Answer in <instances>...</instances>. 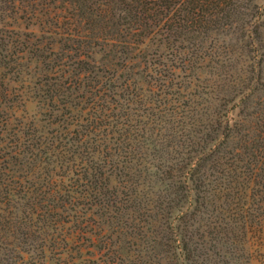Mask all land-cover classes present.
<instances>
[{
    "label": "trees",
    "instance_id": "1",
    "mask_svg": "<svg viewBox=\"0 0 264 264\" xmlns=\"http://www.w3.org/2000/svg\"><path fill=\"white\" fill-rule=\"evenodd\" d=\"M255 1L21 0L57 53H17L40 111L0 139V264H229L264 220Z\"/></svg>",
    "mask_w": 264,
    "mask_h": 264
},
{
    "label": "rangeland",
    "instance_id": "2",
    "mask_svg": "<svg viewBox=\"0 0 264 264\" xmlns=\"http://www.w3.org/2000/svg\"><path fill=\"white\" fill-rule=\"evenodd\" d=\"M257 5L264 7V0H256ZM24 7L21 0H0V139H9L8 134L12 131V127L26 121V123L32 121L34 116H37L40 111L38 105L33 100L32 92H25L24 99H17L20 94L25 90V83L11 82L13 79H22L25 82L32 81L37 82L36 73L39 70L36 64H31L33 57L27 56V59H21L18 56V52L23 51L26 48L27 40L29 39V47L32 44H40L41 40H44L45 35L37 34V28L32 26L24 18ZM27 35V38H25ZM56 38V37H55ZM52 42L51 40H48ZM45 41L48 53L50 56L57 53V50L51 51L52 44ZM51 53V54H50ZM20 55V54H19ZM98 63L101 65V53L95 55L91 54ZM40 68V66H38ZM17 70L19 75L16 74ZM16 71V72H15ZM40 78V77H39ZM38 78V79H39ZM17 81V80H16ZM8 94H11L8 96ZM13 98L14 108H10L12 104L8 101ZM26 99V101H25ZM13 106V105H12ZM15 110V111H14ZM14 111V113H13ZM13 118V125L10 127L6 125L7 117ZM259 206V208H257ZM255 210L253 216H251L252 224L249 227L247 234L241 238L238 235V240L232 247H229L228 254L225 257L229 264H264V220L262 216V203L255 202ZM221 256L225 254L224 247H218ZM230 251V253H229ZM12 255V256H9ZM16 254H5V257H13ZM74 255L76 253L74 252ZM87 256L85 250L82 254ZM3 254L0 253V257ZM222 257L216 258V263L221 264ZM15 264H22L18 258L15 260Z\"/></svg>",
    "mask_w": 264,
    "mask_h": 264
}]
</instances>
